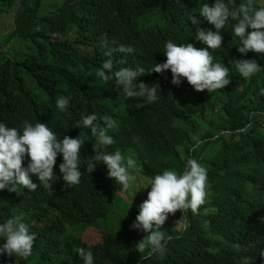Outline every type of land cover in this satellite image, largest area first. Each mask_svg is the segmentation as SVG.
<instances>
[{
    "label": "trees",
    "instance_id": "obj_1",
    "mask_svg": "<svg viewBox=\"0 0 264 264\" xmlns=\"http://www.w3.org/2000/svg\"><path fill=\"white\" fill-rule=\"evenodd\" d=\"M44 1L23 0L21 18L8 35L11 41L30 44L48 56L64 52L77 44L71 43L75 33L64 27L83 10L96 5L106 6L122 15L120 20L112 22L113 30L109 31L116 48L120 44L134 48V53L126 56L115 52L114 61L123 56L126 64L116 63L113 71L121 67H143L146 73L138 76L135 83L154 85L158 99L137 108L136 98L124 97L122 86L116 85L117 89L113 86L106 97L88 100L84 96L72 104L69 112H62L56 107L58 97L70 96L73 100L79 95L66 63L59 65L57 75L41 73L34 78L26 75L16 82L26 91L29 106L14 103L17 99L4 91L0 93L1 105L8 103L2 116L6 124L21 121L18 115L21 108L27 110L34 106L42 110L46 124L54 131L76 116L72 130L78 129L86 139L81 150V182L68 188L62 178L57 179L48 192L50 201L54 202L51 211L36 217L41 223L36 230L35 242L42 250L39 263L50 264L60 252L65 226H96L108 220L111 212L119 208L116 189L120 186L112 184V179L107 176V166L99 163L92 173L84 171L86 165L83 162L95 155V140L90 131L76 125L82 115L95 113L102 126L105 116L116 121V127L108 133L115 143L106 151L120 150L125 155L134 153L150 179L164 170L182 172L188 158H202L203 151L196 150L195 146L203 141L208 151L202 162L208 173L209 195L199 214L193 215L189 211L187 230L183 229L184 218L179 211L176 221L181 217L180 230L169 231L170 225L165 222L162 230L174 238L168 243L163 258L153 256L139 261L140 253L135 245L141 237L128 227L116 232L110 241L103 240L97 245L68 237L65 240L67 253L74 255L80 264L83 262L76 249L89 245L94 253V264H264V123L260 121L264 118V95L260 93L264 88V56L252 51L240 53L237 50L239 38L233 37L231 30H223L222 47L212 55L214 63L230 68V83L213 92L218 111L208 133L197 139L190 126L192 120L205 119L215 109L208 91H196L186 78H182L179 85L173 84L170 70L163 73L147 71L166 60L163 51L169 40L176 44L192 43L196 48L206 47L195 40L196 25L188 18L198 14L204 3H213L214 0H67L56 14L42 19ZM236 3L238 5L240 0ZM200 27L209 28L211 25L204 22ZM244 59H254L261 66L260 72L247 80L232 64V61ZM184 126L187 128L183 129ZM60 134L58 138L73 136ZM181 150L186 153L185 159L179 155ZM62 162V154H58L54 167L57 177H62L59 171ZM23 163L28 164V158ZM3 190L0 220L8 216L6 196L21 201L16 194H9L7 188ZM259 192L261 195H257ZM30 204L36 203L31 201ZM139 233L145 234L143 231ZM210 248L214 251L210 252ZM35 263L36 259L31 257L17 264Z\"/></svg>",
    "mask_w": 264,
    "mask_h": 264
},
{
    "label": "clouds",
    "instance_id": "obj_2",
    "mask_svg": "<svg viewBox=\"0 0 264 264\" xmlns=\"http://www.w3.org/2000/svg\"><path fill=\"white\" fill-rule=\"evenodd\" d=\"M59 1L61 0L44 1L42 7L44 11L41 9L42 19L56 14L57 10L68 2ZM48 3L52 6L46 8ZM23 6V0H0V24L5 19H12L15 30ZM121 17L122 15L106 6L96 5L83 10L64 27L75 33L71 43L77 44L52 56L39 53L30 44L11 41L8 35L14 30L4 34L0 28V93L4 91L17 99L14 103L29 106L31 104L27 100L26 91L16 82L26 75L33 78L41 73L57 75L59 65L66 63L69 65L71 77L78 86L79 95L73 100H70V96L58 97L56 107L62 112H69L72 104L82 100L84 96L88 100L106 97L113 86L116 89L117 86H122L124 97L136 98L137 108L143 107L145 103L155 102L158 97L154 85L135 83L138 76L146 73L143 67H121L113 71L116 63L126 64L123 56L117 57L114 61L115 52L125 56L134 53L131 45L120 44L116 48V42L109 32L113 30L112 22L120 20ZM188 19L196 25L195 40L206 47L196 48L192 43L176 44L169 40L163 51L166 60L154 64L147 73H163L170 70L173 84L179 85L181 79L186 78L196 91L207 90L213 93L224 89L230 83V68L219 62L214 63L212 52L222 47V32L226 28L233 32V37L239 38L237 50L240 53L252 51L264 56V6L257 7L256 0H240L238 5L236 0H214L213 3H204L198 14H193ZM204 22L211 27H200ZM249 28L252 30L248 31ZM232 64L245 80L261 70V66L254 59L235 60ZM260 93L264 95V88L260 89ZM1 104L2 102H0V199L4 195L3 189L7 188L9 194H16L21 197V201L17 202V199L13 200L6 196L8 216L0 220L2 240L0 264H17L31 257L32 260L36 259L35 264H41L38 259L41 258L42 250L35 244L36 230L41 227V223L36 217L51 211L50 206L54 202L50 201L48 192L57 179L62 178L68 188L81 182L83 174L81 150L86 139L79 134L78 129L72 130L76 116L60 124L54 131L46 124L41 114L42 110L32 106L27 110L21 108L22 111L18 114L22 118L21 121L6 124L2 116L8 103ZM13 110L14 107L11 111ZM98 119L93 113L82 115L77 121L76 127L90 131L95 140L93 143L95 155L83 162L86 165L84 171L90 174L97 164L106 165L107 176L112 179V184L120 186L116 189L117 200L121 191L127 192L134 188V196L141 188L150 186L147 199L139 205L140 211L135 220L125 226H120V220H116L115 227H120L113 231V235L128 227L141 237L139 243L135 245L140 253L139 261L153 256L163 258L168 243L174 238L162 230L169 214L175 215L179 211L184 218L183 229L187 230L189 211L197 215L201 206L207 202L209 195L207 169L197 159L188 158L182 172L164 170L150 179L134 153L125 155L120 150L111 153L106 151L115 143L113 136L108 133L110 129L116 127V121L105 116L102 118V126ZM62 132L73 136L65 135L58 138ZM58 154H62L63 157V162L59 165L62 177H57L54 171ZM25 158H28V164L23 163ZM138 174L149 179L146 184L137 183ZM31 201H35L36 204H30ZM0 210L2 211V207ZM115 214L116 211L111 212L108 218ZM141 231L145 234H140ZM65 240L68 238L63 233L59 245L61 250L50 264L59 262L80 264L74 255L65 251L67 243ZM102 241L91 245L100 244ZM117 243L119 245V240ZM91 245L76 249L83 264H94ZM208 250L214 251L211 248Z\"/></svg>",
    "mask_w": 264,
    "mask_h": 264
},
{
    "label": "rangeland",
    "instance_id": "obj_3",
    "mask_svg": "<svg viewBox=\"0 0 264 264\" xmlns=\"http://www.w3.org/2000/svg\"><path fill=\"white\" fill-rule=\"evenodd\" d=\"M63 1L64 0H61L59 2H63ZM256 3L258 6H264V0H256ZM51 6L52 5H49L48 3L46 8H49ZM42 11H44L43 8ZM0 28L2 29L4 34L5 32L14 30L12 19H5L0 24ZM208 97L211 98L212 103L215 106V109H213V111L210 112V115H207L205 119H200V118L193 119L190 125L194 133L193 137L197 139H202L208 133L209 125L218 111V102L216 100V97L214 96V93L208 92ZM260 121L264 123V118H261ZM180 126L181 125H178L179 128ZM186 128L187 127L184 126L183 129ZM195 149L198 151L200 150L203 151L202 158H200L198 161L201 163L202 166H204L202 161L207 157V153H208V151L205 150V143L203 141H199L195 146ZM179 155H181L182 159L186 158V153L183 150L179 151ZM137 177H138V181H137L138 184L141 182L146 184L147 181L149 180L143 178L140 174H138ZM134 191L135 189L133 188L127 192L121 191L118 193L119 208L116 210V214L113 217H110L109 220H107L106 222L105 221L99 222L94 227H87L86 225L65 227V231H64L65 237L67 238L69 237V239L79 238L82 242H86L88 244H95V243H99L101 240L110 239L113 235L114 230H117L120 226H125L128 222L135 220L136 216L140 211L139 205L144 200L147 199V194L148 191H150V186L148 188H141L133 196ZM257 195H261V193L259 192L257 193ZM178 216H179L178 211L176 212L175 215L169 214L168 219L166 220V223L170 225L169 231L172 232L174 229L178 231L182 228V223H177L176 221L178 219ZM116 220H120L121 222V225L119 227H115ZM58 264H63V263L59 262Z\"/></svg>",
    "mask_w": 264,
    "mask_h": 264
}]
</instances>
